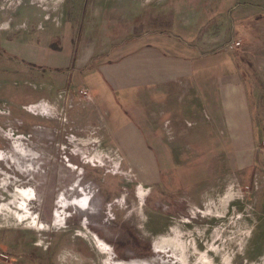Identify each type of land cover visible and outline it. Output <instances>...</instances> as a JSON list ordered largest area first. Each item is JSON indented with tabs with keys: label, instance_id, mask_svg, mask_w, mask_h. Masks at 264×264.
<instances>
[{
	"label": "rangeland",
	"instance_id": "1",
	"mask_svg": "<svg viewBox=\"0 0 264 264\" xmlns=\"http://www.w3.org/2000/svg\"><path fill=\"white\" fill-rule=\"evenodd\" d=\"M170 75L178 87L215 78L221 90L239 77L250 118L243 110L231 130L221 93L218 110L204 96L187 107L178 88L165 129L140 123L142 94L166 99L157 86ZM83 86L106 121L120 118L109 127L128 145L99 128ZM40 100L49 115L22 109ZM193 110L216 127L183 122L174 138V115ZM26 211L36 225L17 220ZM135 259L264 264V0H0V264Z\"/></svg>",
	"mask_w": 264,
	"mask_h": 264
},
{
	"label": "crops",
	"instance_id": "2",
	"mask_svg": "<svg viewBox=\"0 0 264 264\" xmlns=\"http://www.w3.org/2000/svg\"><path fill=\"white\" fill-rule=\"evenodd\" d=\"M143 7V6H142ZM88 63V57L87 59L82 63L81 66H86ZM156 74V73H154ZM139 75V73H138ZM111 77V78H110ZM110 77L108 76V79H110L109 81H111V83L114 85L115 88H117V85H123L121 84L120 81V77L117 76V74H113L110 73ZM137 77V78H136ZM136 77H132L133 79L130 78L131 81H134L135 83H139L140 86H142V84L144 83L143 80L145 79H141L142 76H136ZM157 77L159 78L160 76L157 75ZM149 79V78H148ZM159 81V85L157 86L158 90L162 92V94L165 96L166 99L161 100L160 102L157 100H153V98L149 99L148 98V92L144 91L146 93H143L142 95L145 97H147L146 101L141 102L140 104H138L139 106H137V108L135 109V111L138 113V116L141 117L140 119V123L145 124L148 123L149 125H153V129L157 128V127H161L165 129V123L169 122L170 120L166 119L162 124L161 120L164 116V114L166 112L171 113V108L170 111L168 110L167 107H169V105H171L172 101H175V90H177L179 88V96L176 95V100H182L185 95V97L190 96L192 97V99L189 101V103L187 104L184 100H182V102H185L187 107H193L194 105L197 104V100L198 96H204V98L206 99V101L208 102V105H212L214 108H216L218 110L219 105H217L216 103V98L217 95H219L220 93L223 95V99L221 101V110L219 111V114H222V122L225 121V123L227 124V126L232 130L236 129L237 125L240 123L238 117L240 115V113L244 110V120L246 118H250L251 115H249L248 117H246V108H247V92L246 90H244L242 83L240 82L241 80L239 79V77L237 76H227L223 79V89L221 90L220 85L218 80H216L215 78H211V79H193L192 81H181V85L178 87L176 85V83L180 82V80H178V78H176L174 75H170L169 78L163 79V80H158ZM175 83V85L173 84ZM173 84V85H172ZM96 88L98 90V88L100 87V84L98 82L95 83ZM172 85V86H171ZM80 88H85L86 87H80ZM100 89V88H99ZM88 90V89H87ZM70 91V90H69ZM89 91V90H88ZM96 92V91H95ZM91 93L89 91V95H90V100L88 102V106L91 107V112L92 115L94 117V121L96 123L100 122V129H104L105 132L111 136L112 139H119L117 137V135H115V132L111 130V127H116L118 126V124H121V120L120 118L116 117V121L113 119H110L109 121H106V119L103 117V115L100 113L99 107H98V102H97V94L96 93ZM229 93V95H228ZM72 97H76L77 94L71 93ZM44 98V97H43ZM182 98V99H181ZM169 99V100H168ZM167 100L169 102L168 106H167ZM171 100V102H170ZM229 102L230 103V107H225L226 103ZM86 104V103H84ZM182 107V104H181ZM177 108V107H176ZM175 108V109H176ZM173 109V108H172ZM175 109L173 111H175ZM181 109V108H180ZM248 113V112H247ZM192 114V118L190 119H182L180 116H178L177 114L174 115L176 116V118L174 119V121L177 122V126L172 129V131L174 132V138L176 139H181L183 138L182 136V129L180 125H183V122L186 123V125L188 126H196L197 128H199L201 130V126L203 127H216V125L214 124L215 122H213L212 120H210L208 123L207 121H205V119L202 116H199L198 113H195L194 110L191 112ZM216 117L218 115L214 114ZM203 123V124H202ZM202 127V128H203ZM115 129V128H113ZM166 130H168V128L166 127ZM250 130V129H249ZM252 130V128H251ZM244 131H247V134L249 136L252 135L251 131L248 133V129L246 128ZM245 133V135H247ZM155 135L152 136V133H149V137H154ZM228 140H234L235 142L238 141V136L235 135L232 131L230 134L226 135ZM246 136V137H248ZM156 138V137H154ZM127 139H123L122 142H117L120 145H128ZM238 145L242 144L245 145V143L242 140H239Z\"/></svg>",
	"mask_w": 264,
	"mask_h": 264
},
{
	"label": "bare ground",
	"instance_id": "3",
	"mask_svg": "<svg viewBox=\"0 0 264 264\" xmlns=\"http://www.w3.org/2000/svg\"><path fill=\"white\" fill-rule=\"evenodd\" d=\"M44 106L45 105H43L42 107H43V109H44ZM16 147L18 148V150L20 149L21 151H22V154L24 155V156H29L31 153H30V151L29 150H25V147L23 146H19V145H16ZM33 157V156H32ZM34 158V157H33ZM77 183V182H76ZM76 183H75V186H76ZM81 191H82V188H81ZM91 193V192H90ZM82 194H83V197L79 200V199H76L75 201H72L71 202V205H76V206H81L87 199H88V196L89 195H87L86 193H83L82 192ZM28 195H30V193L29 192H26L25 193V197L29 200V198L28 197H30V196H28ZM19 196V195H18ZM24 197V198H25ZM27 199H25V201H27ZM66 201V200H65ZM77 203V204H76ZM22 205H24V204H22ZM21 205V206H22ZM58 207V206H57ZM60 208V207H59ZM63 209V208H62ZM67 209V208H66ZM62 211V210H61ZM16 218H17V220L19 221H22V220H24V219H28V218H30L31 220H30V223L31 224H33V225H36V221L38 220V218L37 217H34L31 213H29V212H24V213H22V214H16ZM56 222H58V223H61L62 221H63V218H64V216H62V215H56ZM154 258V257H153ZM134 260V259H133ZM154 260V259H153ZM127 264H146V262L145 261H138V259L136 260L135 259V261H130V262H128Z\"/></svg>",
	"mask_w": 264,
	"mask_h": 264
},
{
	"label": "built area",
	"instance_id": "4",
	"mask_svg": "<svg viewBox=\"0 0 264 264\" xmlns=\"http://www.w3.org/2000/svg\"><path fill=\"white\" fill-rule=\"evenodd\" d=\"M240 45V43H235V42H231L230 44H228L229 48L233 49V48H236ZM79 96L82 98V99H86V100H90V95H89V91L87 89H84V88H81L79 91ZM62 94H64L63 92L62 93H59V96H63ZM64 98V97H62ZM43 102V104L45 105L44 108L46 110H43L42 106H40L39 104ZM22 109H24L26 112L32 114V115H42V116H46V115H49V106H48V103L44 100H40L36 103H32V104H28V105H24L22 106Z\"/></svg>",
	"mask_w": 264,
	"mask_h": 264
},
{
	"label": "flooded vegetation",
	"instance_id": "5",
	"mask_svg": "<svg viewBox=\"0 0 264 264\" xmlns=\"http://www.w3.org/2000/svg\"><path fill=\"white\" fill-rule=\"evenodd\" d=\"M82 197H83V195H82ZM82 197H81V198H82ZM75 200H76V199H74L73 201H75ZM79 200H80V199H79ZM76 204H77V203H76Z\"/></svg>",
	"mask_w": 264,
	"mask_h": 264
}]
</instances>
